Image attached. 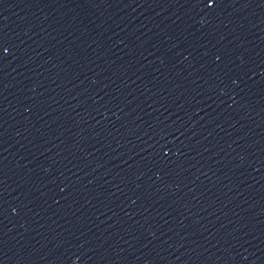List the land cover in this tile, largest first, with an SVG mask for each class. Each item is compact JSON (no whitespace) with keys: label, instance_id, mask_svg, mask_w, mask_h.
I'll use <instances>...</instances> for the list:
<instances>
[{"label":"water","instance_id":"95a60500","mask_svg":"<svg viewBox=\"0 0 264 264\" xmlns=\"http://www.w3.org/2000/svg\"><path fill=\"white\" fill-rule=\"evenodd\" d=\"M86 264H264V180L152 225Z\"/></svg>","mask_w":264,"mask_h":264}]
</instances>
